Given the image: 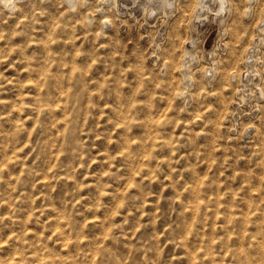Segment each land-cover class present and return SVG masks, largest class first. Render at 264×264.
<instances>
[{"label": "rangeland", "instance_id": "obj_1", "mask_svg": "<svg viewBox=\"0 0 264 264\" xmlns=\"http://www.w3.org/2000/svg\"><path fill=\"white\" fill-rule=\"evenodd\" d=\"M0 264H264V0H0Z\"/></svg>", "mask_w": 264, "mask_h": 264}]
</instances>
